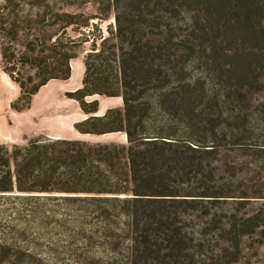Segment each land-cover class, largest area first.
Listing matches in <instances>:
<instances>
[{"label": "trees", "instance_id": "trees-1", "mask_svg": "<svg viewBox=\"0 0 264 264\" xmlns=\"http://www.w3.org/2000/svg\"><path fill=\"white\" fill-rule=\"evenodd\" d=\"M12 1L6 10L15 13ZM87 2L114 21L84 57L81 88L68 93L87 115L75 126L83 134L123 132L126 143L43 135L24 146L0 143V264L238 263L244 236L259 230L264 238V213L233 217L226 228L212 210L227 198L250 197L233 188L234 167L228 184L221 181L219 164H227L225 151L250 146L248 93L264 81V0H37L41 24L58 26L57 33L50 44L26 42L29 53L17 62L41 79L3 68L26 103L48 81L69 78L70 49L90 35L67 33L81 17L64 8ZM8 28L17 40V23ZM3 58L16 60L6 46ZM91 95L120 97L123 108L98 115L97 100L86 101ZM194 213L211 215L214 229L193 227L186 216Z\"/></svg>", "mask_w": 264, "mask_h": 264}, {"label": "rangeland", "instance_id": "rangeland-1", "mask_svg": "<svg viewBox=\"0 0 264 264\" xmlns=\"http://www.w3.org/2000/svg\"><path fill=\"white\" fill-rule=\"evenodd\" d=\"M37 0H13L10 2V9L15 13H10L7 9L9 5L6 0H0V113L3 116L0 124V143L11 148L13 145L24 146L30 138L43 135L51 138H60L65 140H80L91 145L96 144H125L126 135L123 132H112L105 134H83L75 126L86 118L79 102L70 97L68 93L81 88L84 75V57L93 48V40H96L100 46L101 37H108L107 27L113 24V13L107 19H101V14L97 6L92 3H82L65 7L64 10L73 14H79V27L72 24L67 33L71 37L90 35L89 42L72 47L70 50L76 56L70 61L71 73L68 79H55L48 81L45 85L31 96L29 102L20 99V88L17 83L12 81L7 74L3 72L5 65L17 67L21 76L25 79L31 77L35 82L40 81L41 76L37 77L36 69L30 64L20 66L17 62L21 53L27 52L25 43L41 37L47 44L51 43L52 36L57 33V27L48 28L41 24L44 6L38 12L33 4ZM57 8V7H56ZM9 14V16H7ZM84 18L89 20L85 25ZM17 23V40L8 38L6 34L10 25ZM182 28H188V25L180 23ZM78 31L83 32L79 34ZM178 32V31H177ZM185 30L178 32V35L184 36ZM7 35V36H5ZM94 36V37H93ZM88 37V36H87ZM10 48L14 53L16 60L11 63L3 58V48ZM40 49V46H38ZM34 56H39L35 52ZM212 76L213 71H209ZM36 74V75H35ZM260 80H264V77ZM261 90H251L248 93L250 99V126L252 133L247 137L245 148L225 151L223 157L227 164L219 165L222 168L220 177L222 182L228 184V168H235V175L231 179L233 188L241 186V189L249 191V198H227L225 201H219L216 208L222 215L224 226L227 228L229 219L238 220L264 213V81ZM213 81L208 80V86H213ZM97 100L96 113L104 114L108 109H122L123 102L120 97H111L105 95H91L86 97V101ZM220 100L225 101L226 95L221 92ZM242 104L241 107H245ZM234 149V148H233ZM221 157L218 156V158ZM1 203V201H0ZM191 220L193 227L212 231L216 224L212 216L201 217L199 214H189L186 216ZM237 218V219H236ZM192 225H187L188 229ZM208 246V242H206ZM222 245V244H221ZM236 264H264V238L257 230L256 233L244 236V244ZM110 261H20L19 264H108ZM126 263V261H123Z\"/></svg>", "mask_w": 264, "mask_h": 264}, {"label": "bare ground", "instance_id": "bare-ground-1", "mask_svg": "<svg viewBox=\"0 0 264 264\" xmlns=\"http://www.w3.org/2000/svg\"><path fill=\"white\" fill-rule=\"evenodd\" d=\"M2 120H3V116L0 113V124L2 123Z\"/></svg>", "mask_w": 264, "mask_h": 264}, {"label": "crops", "instance_id": "crops-1", "mask_svg": "<svg viewBox=\"0 0 264 264\" xmlns=\"http://www.w3.org/2000/svg\"><path fill=\"white\" fill-rule=\"evenodd\" d=\"M6 74V73H5Z\"/></svg>", "mask_w": 264, "mask_h": 264}]
</instances>
